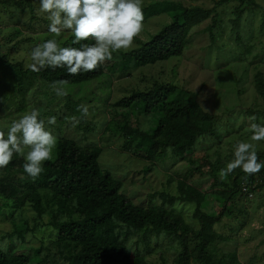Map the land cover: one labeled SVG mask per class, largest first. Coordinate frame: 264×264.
I'll return each mask as SVG.
<instances>
[{
	"label": "trees",
	"instance_id": "obj_1",
	"mask_svg": "<svg viewBox=\"0 0 264 264\" xmlns=\"http://www.w3.org/2000/svg\"><path fill=\"white\" fill-rule=\"evenodd\" d=\"M224 1L228 0H221ZM37 2L40 0H18L15 3L23 11L28 8L35 14ZM143 12L144 24L157 27L159 24V29L150 31L149 40L142 41L140 46L126 52L121 50L118 53L119 62L116 68H112L114 71L125 75L131 70L179 57L193 45V35L197 30H206L211 43H218L217 51L226 54L228 42L219 37L217 30L222 25L224 14H220L215 7L184 5L178 0H147L143 2ZM235 13L231 20L234 24L231 25L232 31L242 26V11ZM35 19L36 16H32V20ZM208 20L210 24L199 29ZM44 22L49 23L46 18ZM30 27L34 28V22ZM243 31L237 33L235 40L243 48L245 58L255 57L258 52L255 53V45L249 43L254 32L245 36ZM71 39L72 35L62 46L80 47L79 44L71 45ZM33 40L34 37L21 38L16 44ZM88 43L94 41L89 40ZM237 53L240 54V51L231 52L229 58ZM3 57L0 56L1 62L5 60ZM4 63L11 70L9 75H16L13 89L24 84L25 78L32 77L37 83L35 90L30 88L31 91L25 92L27 102L34 103L42 102L45 93L49 103L60 98L50 87L53 81L66 80V84L79 85L101 77L107 68L113 67V64L106 62L97 71L68 76L63 68H48L34 73L22 63L7 59ZM4 63L0 64L3 69ZM258 77L256 86L264 99V77L261 74ZM7 95L4 98L8 101ZM63 98L66 111L55 116L66 121L65 116L68 117L70 112H79L78 130L84 131L81 137L60 134L55 159L43 164V172L36 180L24 172L25 161L16 155L6 168L0 169V220L11 221L14 225L13 231L0 235V264H45L51 260L49 257L53 248L64 259L61 264H155L152 260L154 255L160 258L162 264H169L163 248L172 251L173 264H244L237 249L219 250V244L232 238L220 234L216 225L223 216L236 214L235 210L247 212L244 207L236 206L235 198L238 194L241 199L252 201L256 188L264 186V169L259 173L263 182L258 186L253 184L255 174L245 178L239 168L229 176L232 182L228 185L221 182L217 174L224 164L220 157L212 159L209 153H203L199 159L194 157L200 137L206 133L219 135L213 127L215 115L205 110L199 101V93L175 82H155L151 90L133 89L112 102V106L123 108L124 116L132 110L145 117L146 127L142 126L140 120L135 126L126 119L118 128L125 138L124 145L133 149L137 157L151 162L161 160L165 162L163 166L166 169L189 161L192 165L190 173H207L213 179V186L226 187L206 192L193 185L188 180L189 175H186L179 182L178 194L161 192L162 202L159 204L153 201L135 204L125 196L121 191L122 181L99 162L102 148L98 142L90 144L83 141H87L90 134H97L106 122H95L88 116L81 118L82 113L78 111L80 100L72 96ZM72 101H77L78 105L75 106ZM246 113L253 114V110L248 109ZM255 114L264 118V111H256ZM56 130L63 133L60 125ZM258 158L261 161L264 152ZM209 193L211 201L203 206ZM154 196H151V200ZM212 199H223L219 214L214 212ZM227 200H232L233 209L228 208ZM177 202L194 206L193 217L198 220V226L186 220L177 210L174 206ZM167 204L171 207L168 208ZM29 208L35 213L33 228L28 223L24 226ZM46 216L49 219L45 223ZM235 222L241 228L246 223V217ZM47 225L53 229L50 234H43L39 238V245L27 239L29 231L35 232L36 228Z\"/></svg>",
	"mask_w": 264,
	"mask_h": 264
},
{
	"label": "rangeland",
	"instance_id": "obj_2",
	"mask_svg": "<svg viewBox=\"0 0 264 264\" xmlns=\"http://www.w3.org/2000/svg\"><path fill=\"white\" fill-rule=\"evenodd\" d=\"M18 0H0V56L13 63H22L23 66L32 63L31 50L39 44L43 39L55 38L48 32V24L44 19L46 14H38L40 2L36 3L35 14L30 9L22 10L15 2ZM147 0H143L146 3ZM184 5L200 4L205 7H215L220 14H224V20L217 29L218 35L223 41H226V54L217 51L218 43L212 44L209 34L206 30L196 31L193 35V41L190 48H187L183 55L173 57L170 60L160 61L131 70L125 75L114 71L119 62L120 55L114 53L113 60L109 64L113 67L107 68L106 72L101 76L90 81H86L79 85L65 84L64 87L68 91L67 96H72L76 100H80L81 104L89 107L88 118L99 122H106L96 134H90L89 139L83 140L88 143L98 142L102 148L99 162L103 167L108 168L115 177L122 181V192L126 197L131 199L135 204H148L150 201L161 203V192L170 194H178V185L186 175L193 185L203 191L212 192L213 189H225V186H213V179L206 173L205 175L191 172V163L189 161L179 162L176 166L166 169L161 160L156 159L154 162L141 159L134 154L133 149L126 148L125 138L119 131V125L124 124L127 119L129 123L137 126L140 120L143 127L147 126L143 114L135 113L129 110L124 116L123 108L112 106L115 99L121 98L125 94L131 93L133 89H152L155 82L169 83L175 82L181 87L191 89L199 93V101L205 110L215 115L213 127L219 133L214 135L206 133L199 138L194 157L199 159L203 153H209L212 159L220 157L226 166L228 162L234 159L233 145L238 140H245L255 144L257 154L264 152V141H250L252 122L264 123L262 115H256V111H264V99L258 93L257 81L260 77H264V0H178ZM220 1V3H218ZM242 11L241 28L232 31L234 24L231 20L235 17V11ZM32 16H36L35 21ZM152 20V19H151ZM150 20V21H151ZM34 28L30 27L33 24ZM156 22V21H155ZM210 24V20L204 22L200 28H205ZM231 25H233L231 27ZM157 26L144 24V30L134 42L132 48L140 46L142 41L149 40L150 31H157ZM241 30L247 36L250 32L254 35L250 38L249 43H253L255 57H244L243 48L237 44L235 38ZM253 30V31H252ZM72 33L65 31L59 38L62 43L67 40ZM34 37L33 41L21 42L16 44L21 38ZM235 51H233V49ZM232 49V50H231ZM123 51V50H122ZM129 51V50H128ZM239 52L235 56L229 58L228 54ZM118 58V59H117ZM3 60L1 63H4ZM4 69L0 65V127H5L6 123H10L13 119H18L31 110L36 109L40 113V117L57 115L64 113L66 108L63 106L64 98L60 97L54 101L48 102L46 93L45 101L39 103L27 102L25 92L37 88V83L32 77L25 78V83L17 89H13L16 75H9L4 63ZM113 68V69H112ZM10 69V67H9ZM116 70V69H115ZM18 78V76H17ZM30 81V82H28ZM16 86V85H15ZM19 90V92H18ZM31 91V90H30ZM5 94L9 96L8 101L4 98ZM27 102L26 104H24ZM71 103L78 105V102ZM253 110V114L247 115V110ZM61 111V112H60ZM68 111V110H67ZM116 111H119L116 113ZM58 116V115H57ZM56 116V117H57ZM80 113L73 111L65 116L66 121L57 118L55 126L46 125L58 140L60 134L67 136L81 137L82 130H78L77 124L72 126L73 118H79ZM258 118L252 121L250 118ZM62 122V123H61ZM60 125L63 133H59L56 127ZM63 125V126H62ZM56 148L54 150V156ZM264 162V158H261ZM148 170V168H150ZM220 170V169H219ZM217 171V174L219 173ZM260 173V172H259ZM255 174L253 184L259 185L263 182L260 174ZM232 180L230 177L226 181L230 185ZM263 186V185H262ZM257 187L252 195V201L241 199L237 194L235 204L238 207H244L247 212L235 210L236 214L231 216H223L221 222L216 225V229L220 234L228 235L232 238L230 241L219 244V250H235L237 249L240 259L244 264H264V186ZM205 199L203 206L209 205L211 195ZM155 196L151 200V196ZM214 204V212L219 214L222 208L221 201L212 199ZM168 208L171 206L166 205ZM177 210L189 222L198 226V220L193 217L194 206L177 202L174 205ZM228 208L233 209L232 200H227ZM34 211L29 208L26 211V223L33 228L35 222ZM238 219L246 217V223L241 228L235 222ZM48 217L44 218V222L48 221ZM14 225L11 221L5 219L0 220V235L13 231ZM53 227H38L36 231H29L26 234L34 244L39 245V238L43 234H50ZM4 244V243H3ZM8 244V239L6 245ZM167 263L173 264L174 257L172 251L163 248ZM47 254V252H44ZM51 260L45 264H61L64 259L60 253L53 248L50 252ZM152 260L155 264H162L157 256H153Z\"/></svg>",
	"mask_w": 264,
	"mask_h": 264
},
{
	"label": "clouds",
	"instance_id": "obj_3",
	"mask_svg": "<svg viewBox=\"0 0 264 264\" xmlns=\"http://www.w3.org/2000/svg\"><path fill=\"white\" fill-rule=\"evenodd\" d=\"M38 14H46L50 22L48 32L55 38L43 39L32 48V63L26 67L34 73L48 68L66 69L68 76L97 71L113 60L114 53L132 49L144 30L143 0H40ZM65 31L72 33L71 45L80 47L62 46L59 38ZM89 40L94 43H88ZM66 83V80L51 83L57 97L68 95ZM78 111L82 113L81 118L89 115L87 105H79ZM79 122L80 118H73L72 126ZM56 124L55 115L40 118L36 109L6 123L0 129V169L6 168L16 155L25 161L24 172L36 180L43 172V164L55 159L57 138L46 125ZM250 130V141H264V123L252 122ZM233 156L219 170L221 182H226L238 168L245 178L264 169L254 143L238 140L233 145Z\"/></svg>",
	"mask_w": 264,
	"mask_h": 264
}]
</instances>
